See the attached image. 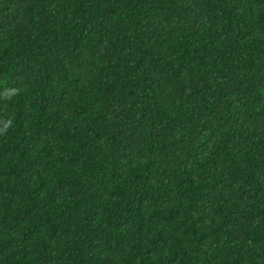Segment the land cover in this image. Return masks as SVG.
<instances>
[{"label":"trees","instance_id":"1","mask_svg":"<svg viewBox=\"0 0 264 264\" xmlns=\"http://www.w3.org/2000/svg\"><path fill=\"white\" fill-rule=\"evenodd\" d=\"M0 264H264V0H0Z\"/></svg>","mask_w":264,"mask_h":264}]
</instances>
